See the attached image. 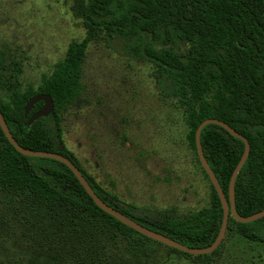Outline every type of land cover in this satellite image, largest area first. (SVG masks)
<instances>
[{
	"label": "trees",
	"instance_id": "trees-1",
	"mask_svg": "<svg viewBox=\"0 0 264 264\" xmlns=\"http://www.w3.org/2000/svg\"><path fill=\"white\" fill-rule=\"evenodd\" d=\"M77 11L89 30L88 36L68 45L65 57L55 64L48 77H43L36 89L13 90L11 104L0 99V112L16 142L25 148L55 151L69 157L101 199L116 209L121 207L122 213H130L132 219L156 232L191 247H205L215 239L222 220V206L211 183L209 207L184 218L135 215L129 205L121 206L117 197L95 182L64 146L59 111L80 94L82 63L88 42L102 30L107 40L125 41L127 52L153 61L172 84L173 94L185 108V122L189 127L187 139L195 152L194 132L206 118L220 119L247 138L249 155L234 182L235 208L239 215L263 209L264 0H84ZM176 45L183 49L177 51ZM38 93L49 94L54 109L48 116L27 126V118L40 109L42 101L35 103L26 117L23 106ZM200 143L227 195L231 172L243 152V141L218 125L208 124L201 130ZM0 187L5 193L18 197L27 220L34 219L37 229L33 240L38 248L45 242L51 246L50 251H41L43 257L53 260L59 244L67 245L74 239L69 227L77 229L76 226L82 224L80 217L95 226L88 234L92 242L87 244L89 249L82 256L84 258L82 253H71L61 264L68 261L136 264L116 255L106 256L101 261L92 258L93 241L104 236L122 244L128 242L131 235L150 239L101 210L65 164L19 153L1 128ZM9 205L11 207L10 201ZM55 212V216L59 212L64 214L56 216L58 222L53 219ZM51 219L54 223L49 221ZM230 221L241 236L264 242V216L247 223L229 216L227 229ZM60 224L63 226L58 228ZM164 246L187 257H203L216 253L220 245L213 252L202 255Z\"/></svg>",
	"mask_w": 264,
	"mask_h": 264
},
{
	"label": "rangeland",
	"instance_id": "rangeland-1",
	"mask_svg": "<svg viewBox=\"0 0 264 264\" xmlns=\"http://www.w3.org/2000/svg\"><path fill=\"white\" fill-rule=\"evenodd\" d=\"M82 1L0 0L1 100L11 104L13 90L36 89L65 57L68 45L88 36L77 11ZM125 44L107 40L102 30L88 42L80 94L59 111L63 144L133 214L184 218L209 207L211 182L187 139L185 108L172 84L153 61L127 52ZM18 203L0 187V264H61L71 253H87L95 226L80 217L77 229L69 227L74 239L59 244L53 260L43 257L41 251L51 246L45 242L38 248L34 219L27 220ZM55 214L56 222L64 215ZM93 242L91 256L98 261L116 255L136 264H264V242L241 236L232 221L217 252L203 257L172 252L138 235L122 244L104 236Z\"/></svg>",
	"mask_w": 264,
	"mask_h": 264
},
{
	"label": "water",
	"instance_id": "water-1",
	"mask_svg": "<svg viewBox=\"0 0 264 264\" xmlns=\"http://www.w3.org/2000/svg\"><path fill=\"white\" fill-rule=\"evenodd\" d=\"M39 101H42L43 104L40 107L38 111L30 115L26 120V125L30 126L36 119L40 117L48 116L54 109V102L52 97L47 93H38L33 96H31L26 103L23 106L24 116L26 117L33 105ZM208 124H215L223 129H225L230 135L233 137H236L243 141V152L240 156V159L236 163L235 167L233 168L229 181H228V189H227V195L224 194L213 170L210 168L204 154L202 151L201 143H200V133L204 126ZM0 128L6 137V139L12 144V146L21 154L30 156V157H46L51 158L54 160H57L63 164H65L76 176L79 183L82 185L86 193L91 197L93 202L104 212L108 213L109 215L113 216L115 219L120 221L122 224L126 225L127 227L135 230L136 232L155 240L163 245H166L168 247L177 249L181 252L191 254V255H202V254H209L213 252L221 243L226 229H227V223L229 216L233 217L236 221L241 223H247L254 221L256 219H259L264 216V208L253 213L250 215H239L235 208V200H234V182L235 179L242 168L243 164L245 163L249 151L250 146L247 138L240 134L238 131H236L234 128H232L229 124L226 122L217 119V118H206L202 120L196 127L194 132V140H195V148H196V154L198 157V160L207 174L213 188L215 189L220 202L222 206V220L220 224L219 231L215 237V239L207 246L205 247H191L184 245L162 233L156 232L140 223L135 221L134 219L130 218L129 216L122 213L120 210L116 209L112 205L108 204L106 201L101 199L93 190L87 179L83 176L80 169L74 164V162L67 156L62 155L59 152L55 151H44V150H35L31 148H25L21 145H19L14 137L12 136L1 112H0Z\"/></svg>",
	"mask_w": 264,
	"mask_h": 264
},
{
	"label": "flooded vegetation",
	"instance_id": "flooded-vegetation-1",
	"mask_svg": "<svg viewBox=\"0 0 264 264\" xmlns=\"http://www.w3.org/2000/svg\"><path fill=\"white\" fill-rule=\"evenodd\" d=\"M42 104H43V102H42ZM258 242H263V241H258Z\"/></svg>",
	"mask_w": 264,
	"mask_h": 264
}]
</instances>
